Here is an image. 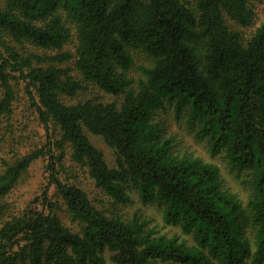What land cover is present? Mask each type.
Instances as JSON below:
<instances>
[{
  "label": "trees",
  "instance_id": "trees-1",
  "mask_svg": "<svg viewBox=\"0 0 264 264\" xmlns=\"http://www.w3.org/2000/svg\"><path fill=\"white\" fill-rule=\"evenodd\" d=\"M253 13L250 0H0V144L12 136L20 85L45 142L0 158V264H264V21L244 42L225 19L246 26ZM131 50L151 61L137 80ZM88 85L120 101L77 99ZM166 104L212 155L250 171L245 203L221 188L215 164L172 152L153 120ZM86 131L102 137L115 166ZM40 156L42 199L9 212L8 195ZM71 166L114 202L134 190L192 244L139 212L108 214L67 181Z\"/></svg>",
  "mask_w": 264,
  "mask_h": 264
},
{
  "label": "rangeland",
  "instance_id": "rangeland-1",
  "mask_svg": "<svg viewBox=\"0 0 264 264\" xmlns=\"http://www.w3.org/2000/svg\"><path fill=\"white\" fill-rule=\"evenodd\" d=\"M253 9V20L251 24L241 26L230 19H226L227 25L231 30H236L241 34L243 41H247L256 27L264 21V0H250ZM66 49L72 50L73 43H69ZM134 64L129 69V76L134 79L141 77L140 66H148L151 61L141 51L131 50ZM72 68V66L70 65ZM76 75V72H73ZM18 98L14 101L11 115L8 117V124L12 128V136H5L4 141L0 144V158L12 160L14 155L25 154V152L44 147V131L39 123L34 109L28 102L26 94L21 90ZM95 98L100 101H120L118 97H114L108 93L102 92L94 85H88L87 89L79 94L77 99ZM172 106L166 104L163 110H157L153 116L154 121L159 122V126L163 130V135L170 138L172 144V152L178 156L186 155L192 158H199L201 161L215 164L219 169L220 185L236 196L243 203L252 194L251 173L249 170L241 172L232 169L225 156V152L212 155L206 140H198L194 136V129L186 121V114L182 113L179 118L175 117ZM4 125V124H3ZM91 143L102 151L105 161L110 167L116 165L115 155L113 151L105 144L102 137L87 132ZM74 175L68 179V182L76 184L82 188L88 197L99 208L106 210L108 214L130 215L132 212H139L148 221V226L166 235H177L180 239H184L187 244H192L191 238L184 235L177 226L166 225L162 220V210L155 204H142L138 199L136 192L132 189L128 190L129 200L125 203L114 202L98 188L93 186L92 180L87 176L85 171H80L77 167L71 166ZM47 173L45 170V158L40 156L34 160L29 167L23 172L18 183L14 187L11 194L8 195L7 201L10 204L9 212H16L28 205H37L42 199V194L46 190ZM50 195L53 200H57L50 189ZM56 213L62 221L73 229H77V225L72 223L67 216L65 207L60 204ZM246 234L251 237V230H246ZM108 254L106 253V257ZM245 264H249L246 262Z\"/></svg>",
  "mask_w": 264,
  "mask_h": 264
}]
</instances>
